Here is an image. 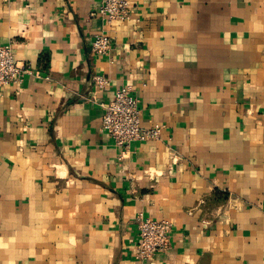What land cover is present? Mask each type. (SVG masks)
I'll use <instances>...</instances> for the list:
<instances>
[{"label":"crops","instance_id":"crops-1","mask_svg":"<svg viewBox=\"0 0 264 264\" xmlns=\"http://www.w3.org/2000/svg\"><path fill=\"white\" fill-rule=\"evenodd\" d=\"M129 1L105 25L100 0H0L29 69L0 89V264H264V0ZM121 86L159 140L101 129ZM137 212L166 253L134 258Z\"/></svg>","mask_w":264,"mask_h":264},{"label":"built area","instance_id":"built-area-1","mask_svg":"<svg viewBox=\"0 0 264 264\" xmlns=\"http://www.w3.org/2000/svg\"><path fill=\"white\" fill-rule=\"evenodd\" d=\"M133 6L129 0H100L91 16L101 18L105 25L112 21L130 18ZM111 50V39L105 31H99L91 43L95 55H106ZM29 69L15 59L11 43L0 45V89L9 84H20ZM93 85L97 91L107 87L108 79L93 75ZM102 108L101 129L118 147L128 148L131 142L159 140L162 125L145 127L141 124L139 100L131 95L128 86L116 89L110 100L100 103ZM137 240L133 247L134 258L140 261L166 253L171 247V225L166 219H154L137 212L134 217Z\"/></svg>","mask_w":264,"mask_h":264}]
</instances>
